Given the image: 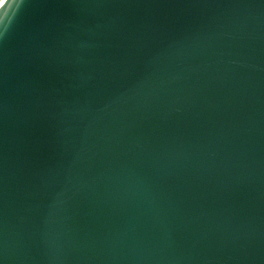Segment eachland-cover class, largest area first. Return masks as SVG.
Listing matches in <instances>:
<instances>
[{
	"label": "water",
	"instance_id": "95a60500",
	"mask_svg": "<svg viewBox=\"0 0 264 264\" xmlns=\"http://www.w3.org/2000/svg\"><path fill=\"white\" fill-rule=\"evenodd\" d=\"M0 264H264V0H3Z\"/></svg>",
	"mask_w": 264,
	"mask_h": 264
},
{
	"label": "bare ground",
	"instance_id": "6f19581e",
	"mask_svg": "<svg viewBox=\"0 0 264 264\" xmlns=\"http://www.w3.org/2000/svg\"><path fill=\"white\" fill-rule=\"evenodd\" d=\"M2 1H3V0H0V4H1Z\"/></svg>",
	"mask_w": 264,
	"mask_h": 264
}]
</instances>
